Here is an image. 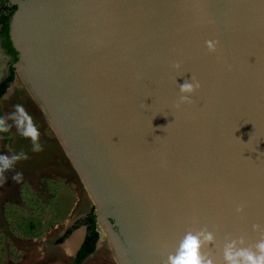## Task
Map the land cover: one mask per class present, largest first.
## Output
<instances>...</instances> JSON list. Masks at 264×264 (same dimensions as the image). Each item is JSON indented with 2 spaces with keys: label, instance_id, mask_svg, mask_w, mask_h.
Returning <instances> with one entry per match:
<instances>
[{
  "label": "water",
  "instance_id": "1",
  "mask_svg": "<svg viewBox=\"0 0 264 264\" xmlns=\"http://www.w3.org/2000/svg\"><path fill=\"white\" fill-rule=\"evenodd\" d=\"M12 2L10 37L29 80L16 68L121 264H166L188 230L205 227L215 244L201 252L213 264H224L232 239H244L237 247L258 242L264 0ZM207 40L219 42L215 53ZM191 77L200 88L176 107Z\"/></svg>",
  "mask_w": 264,
  "mask_h": 264
},
{
  "label": "rangeland",
  "instance_id": "2",
  "mask_svg": "<svg viewBox=\"0 0 264 264\" xmlns=\"http://www.w3.org/2000/svg\"><path fill=\"white\" fill-rule=\"evenodd\" d=\"M3 60L0 53V62ZM1 67L2 63L0 80L4 74ZM13 74L11 87L0 98V116L13 112L15 104L23 105L40 132L39 143L43 150L33 152L30 139L19 135L14 125L9 132L0 133V155L19 153L16 150L19 147L28 157L5 171L6 182L0 185V264H71L73 245L85 233L81 224L76 223L92 206V199L48 116L28 90L16 66ZM8 123L13 124L11 120ZM17 172L22 173L19 182L12 180ZM70 224L74 226L64 240V244H70L64 248L68 256L61 261L56 258L58 250L53 240ZM96 230L97 254L84 264H118L110 238L99 221Z\"/></svg>",
  "mask_w": 264,
  "mask_h": 264
},
{
  "label": "clouds",
  "instance_id": "3",
  "mask_svg": "<svg viewBox=\"0 0 264 264\" xmlns=\"http://www.w3.org/2000/svg\"><path fill=\"white\" fill-rule=\"evenodd\" d=\"M218 43L216 40H207L205 41V47L209 53H215ZM179 66L178 63L173 65L174 68ZM191 81H185L179 86L182 95L176 107H179V104L192 103L189 97L200 88V83L195 80V77H191ZM13 107V112L7 116H0V133L9 132L14 125L19 135L30 139L33 152L42 151V145L39 143L40 132L34 123L33 117L23 105L15 104ZM9 120L13 122L12 125L8 123ZM27 158V154L22 151L11 156L7 154L0 155V185L6 182L4 172L11 169L14 163ZM21 179L22 173L20 172L12 176L13 181L19 182ZM241 211L242 207H237L236 212L240 213ZM258 229L259 225H253L254 231ZM244 243V239L241 237L232 239L223 246L224 264H264V231H261L260 238L254 245L237 247L238 244L244 245ZM209 244H215V237L206 227L195 232L188 230L175 253L168 255L166 264H213V259L201 252L202 247Z\"/></svg>",
  "mask_w": 264,
  "mask_h": 264
},
{
  "label": "flooded vegetation",
  "instance_id": "4",
  "mask_svg": "<svg viewBox=\"0 0 264 264\" xmlns=\"http://www.w3.org/2000/svg\"><path fill=\"white\" fill-rule=\"evenodd\" d=\"M14 7H15V5L13 4L12 0H0V19L9 17V15H11L12 13H15L16 7H15V9H13ZM13 17H14V15L12 16V18L10 17V26H11V22L13 20ZM2 29H3V24L0 21V32L3 31ZM9 33H10V27H9ZM9 46L14 51H17L15 56L10 51ZM0 53L4 57V60L2 62H0V63H2L1 68H2V71L4 73L1 80H0V84L2 82H4L10 76L12 70L14 72V68L17 65V63H19L22 66L23 74L26 77V79L29 80V72L27 70V59L25 58V56L23 57L21 52L16 48L14 42L11 40V37L7 38V36L0 34ZM15 57H16V60H15ZM13 77H14V74H13ZM12 81H13V79H12ZM11 82L8 83V87L6 89V92L11 87ZM16 150L21 152L19 150V147ZM8 152H11V151H8ZM75 171H76V169H75ZM91 202H92V200H91ZM99 207H100V209L102 208V206H99ZM90 217L94 218V223H91L90 221H88ZM97 220H98L97 207L92 202V206H90V208L85 211L83 216L80 217L79 221H77V223H76V224H78V223L81 224V226L84 228L85 233L80 237L79 242L77 244H74V245L72 244L74 246V248L72 245L70 246V248H73V250L70 249L72 251V255L70 256L71 261H72L71 264H76V258L78 256V252L80 251V249L84 245L86 238L91 236L92 231L97 233V230H96V224H98ZM104 223L108 227L109 232L111 234L118 232V229L114 225V222L111 218L106 217V222H104ZM70 225L71 226H69L68 228H65V230L61 236L59 234H57L58 236H55L56 238H54V240H53V246H56L55 249L58 250V255H57L58 257H56V258H58V260H61V261L65 260V257L68 256V254L65 252L64 248L66 247V245L69 246L70 244H67V243L64 244V240L68 236L70 231L72 230V227L74 226V224H70ZM97 236H98V234H97ZM98 242L99 241H98V237H97V239L95 240V243H94V250L80 264H84L85 260L90 259V257L95 258L96 254H97L96 252H97V248H98V245H97ZM110 243H111L112 250H113V253H114V256L116 258L117 263L121 264L119 257L116 253L115 242L112 238H110Z\"/></svg>",
  "mask_w": 264,
  "mask_h": 264
},
{
  "label": "trees",
  "instance_id": "5",
  "mask_svg": "<svg viewBox=\"0 0 264 264\" xmlns=\"http://www.w3.org/2000/svg\"><path fill=\"white\" fill-rule=\"evenodd\" d=\"M13 9H15V7ZM13 15H14V13L9 15V17L0 19L1 23L3 24V29H2L3 31L0 32V34L7 36V38L10 37V35H9L10 34L9 33L10 17L12 18ZM9 48H10V51L15 56L17 51H14L10 46H9ZM15 60H16V57H15ZM12 79H13V70H12L10 76L4 82H2L0 84V98L6 92V89L8 87V83H10L12 81ZM88 221H90L91 223H94V218L90 217ZM96 239H97V233L92 231L91 236L86 238L84 245L82 246V248L78 252V256L76 258V264H80L94 250V243H95Z\"/></svg>",
  "mask_w": 264,
  "mask_h": 264
}]
</instances>
